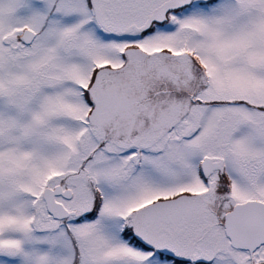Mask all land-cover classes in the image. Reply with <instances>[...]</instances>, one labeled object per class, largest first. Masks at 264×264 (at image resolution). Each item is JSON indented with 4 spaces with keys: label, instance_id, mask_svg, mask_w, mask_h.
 I'll return each mask as SVG.
<instances>
[{
    "label": "snow or ice",
    "instance_id": "6c2138e0",
    "mask_svg": "<svg viewBox=\"0 0 264 264\" xmlns=\"http://www.w3.org/2000/svg\"><path fill=\"white\" fill-rule=\"evenodd\" d=\"M0 264H264V0H0Z\"/></svg>",
    "mask_w": 264,
    "mask_h": 264
}]
</instances>
